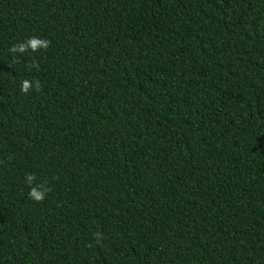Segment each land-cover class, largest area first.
<instances>
[{
    "label": "trees",
    "instance_id": "trees-1",
    "mask_svg": "<svg viewBox=\"0 0 264 264\" xmlns=\"http://www.w3.org/2000/svg\"><path fill=\"white\" fill-rule=\"evenodd\" d=\"M0 264H264V0H0Z\"/></svg>",
    "mask_w": 264,
    "mask_h": 264
},
{
    "label": "clouds",
    "instance_id": "clouds-1",
    "mask_svg": "<svg viewBox=\"0 0 264 264\" xmlns=\"http://www.w3.org/2000/svg\"><path fill=\"white\" fill-rule=\"evenodd\" d=\"M51 41L45 38L32 36L20 43H14L8 49L14 59H17V54H25L29 51L35 53L41 50L47 51L51 47ZM29 71L32 69L40 70L39 63L34 61L27 65ZM42 89V84L39 79L29 80L24 79L21 81L20 91L24 95H29L32 91L39 92ZM37 176L34 173L25 174V182L29 187L28 198L36 203H43L48 195L52 192V188L47 182L36 183ZM105 238L104 234L100 231L94 233V239L97 244H100ZM89 247L92 245L89 244Z\"/></svg>",
    "mask_w": 264,
    "mask_h": 264
}]
</instances>
